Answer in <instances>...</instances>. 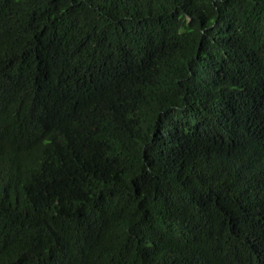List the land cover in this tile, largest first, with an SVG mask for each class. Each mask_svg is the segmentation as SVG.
Segmentation results:
<instances>
[{
  "label": "trees",
  "instance_id": "obj_1",
  "mask_svg": "<svg viewBox=\"0 0 264 264\" xmlns=\"http://www.w3.org/2000/svg\"><path fill=\"white\" fill-rule=\"evenodd\" d=\"M0 264H264V0H0Z\"/></svg>",
  "mask_w": 264,
  "mask_h": 264
}]
</instances>
